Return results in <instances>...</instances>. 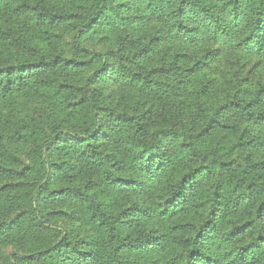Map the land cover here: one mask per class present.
I'll return each mask as SVG.
<instances>
[{
  "label": "trees",
  "instance_id": "16d2710c",
  "mask_svg": "<svg viewBox=\"0 0 264 264\" xmlns=\"http://www.w3.org/2000/svg\"><path fill=\"white\" fill-rule=\"evenodd\" d=\"M0 264H264V0H0Z\"/></svg>",
  "mask_w": 264,
  "mask_h": 264
},
{
  "label": "rangeland",
  "instance_id": "374dc122",
  "mask_svg": "<svg viewBox=\"0 0 264 264\" xmlns=\"http://www.w3.org/2000/svg\"><path fill=\"white\" fill-rule=\"evenodd\" d=\"M220 54H221V57H220V60H219L220 62L218 63V65H219V67L221 69L229 68L230 70H232L233 68H235V66L233 64L234 61L235 60L238 61V59H239L240 63H244L245 62V58L244 57H240L239 54L238 55L231 54L230 52L224 51V50ZM253 62H254L253 59H250V60L247 61V65H251V64H253ZM4 252L7 253L8 249L4 250Z\"/></svg>",
  "mask_w": 264,
  "mask_h": 264
}]
</instances>
